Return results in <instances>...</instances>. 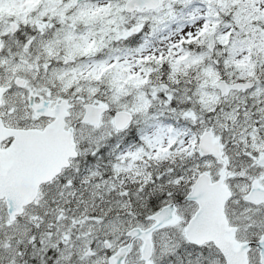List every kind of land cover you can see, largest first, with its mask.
Masks as SVG:
<instances>
[{"label":"snow or ice","instance_id":"1","mask_svg":"<svg viewBox=\"0 0 264 264\" xmlns=\"http://www.w3.org/2000/svg\"><path fill=\"white\" fill-rule=\"evenodd\" d=\"M0 264H264V0H0Z\"/></svg>","mask_w":264,"mask_h":264}]
</instances>
